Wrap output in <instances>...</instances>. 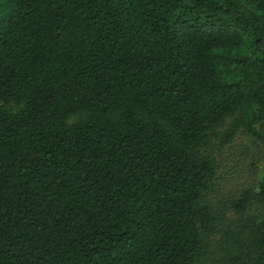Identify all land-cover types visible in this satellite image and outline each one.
I'll return each mask as SVG.
<instances>
[{"label":"trees","instance_id":"obj_1","mask_svg":"<svg viewBox=\"0 0 264 264\" xmlns=\"http://www.w3.org/2000/svg\"><path fill=\"white\" fill-rule=\"evenodd\" d=\"M242 136L264 0H0V264H264Z\"/></svg>","mask_w":264,"mask_h":264},{"label":"rangeland","instance_id":"obj_2","mask_svg":"<svg viewBox=\"0 0 264 264\" xmlns=\"http://www.w3.org/2000/svg\"><path fill=\"white\" fill-rule=\"evenodd\" d=\"M250 137H246V136H242L241 138L238 139L237 144L240 145H245L247 146L246 148H248L249 151V156L245 157L243 164L241 166V176H242V181H246L249 179L248 175L250 174V169L251 167L249 166V161H257L260 163H264V151L257 145H255L254 143H252L250 141ZM244 158V155H243ZM253 172V169H252ZM253 175H251L250 177H252ZM253 178V177H252Z\"/></svg>","mask_w":264,"mask_h":264}]
</instances>
